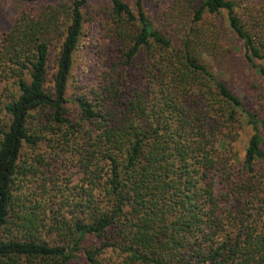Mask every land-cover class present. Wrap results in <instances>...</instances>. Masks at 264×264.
<instances>
[{
    "label": "trees",
    "instance_id": "obj_1",
    "mask_svg": "<svg viewBox=\"0 0 264 264\" xmlns=\"http://www.w3.org/2000/svg\"><path fill=\"white\" fill-rule=\"evenodd\" d=\"M22 1L32 7L0 40V76L11 74L17 86L5 104L9 122L0 121V264H264V224L250 212L255 196L235 214L221 205L230 193L256 192L257 183L236 190L228 174L241 115L252 127L246 181L264 177L256 171L264 120L203 62V49L217 46L218 37L204 40L197 28L205 14L226 11L248 62L264 77L255 61L264 58L263 41L236 2L176 0L173 21L188 27L176 42L154 26L144 0L136 9L109 0V40L120 46L100 53L105 69L95 98L71 99L73 55L90 0ZM186 10L193 17L181 25ZM46 133L60 135L84 174L72 196L52 188L39 199L21 187L38 174L24 151ZM220 181L235 184L228 196L218 193Z\"/></svg>",
    "mask_w": 264,
    "mask_h": 264
},
{
    "label": "rangeland",
    "instance_id": "obj_2",
    "mask_svg": "<svg viewBox=\"0 0 264 264\" xmlns=\"http://www.w3.org/2000/svg\"><path fill=\"white\" fill-rule=\"evenodd\" d=\"M59 1L38 0L33 5L36 7L48 6L54 5ZM124 1L136 9V0ZM193 1L191 5L196 3L195 0ZM233 1L237 4L236 12L239 17L263 41L264 46V0ZM143 4L154 26L169 35L173 41L178 42L179 37L181 38L188 27L183 28L173 21L171 12L177 13L180 10L176 5V0H144ZM30 7H32L31 4L22 0H0V40L2 36L4 37L11 30L23 10L30 9ZM111 9L109 0H90L83 8V29L78 47L73 55V66L69 79L68 96L71 99L77 94L84 93L90 96L91 99L95 98L92 90L102 82L105 69L99 58L100 53L104 49L111 51L112 48L115 49L120 46L118 39L115 44L109 40L110 21H112ZM185 16L184 20L179 22L181 25L188 23L193 17L192 15L189 16V10H186ZM197 28L198 33L202 35L204 40H212V37L207 34L218 37L217 46L211 45L203 49V62L241 98L246 110L255 113L258 118L264 120V77L248 62L242 40L237 37L229 25L227 12L222 11L217 15L205 14L203 19L198 22ZM255 61L258 65H264V58L256 59ZM8 75L10 76H0L1 125L9 122L5 104L17 91V86L14 84L15 78L11 74ZM67 108L71 116L76 115L77 107L72 103V100L67 104ZM46 116V114L38 115L39 119L44 122L47 121ZM243 116H240L238 138L234 142L233 148L229 149L230 151L228 150L226 154L231 172L228 174H230L231 180L237 185L235 187L236 190L240 186L251 185V183L254 186L257 183L256 192L245 191L249 193L248 196H244L239 191L231 194L230 190L235 184L229 185L226 181H220L216 184L217 191L220 195L225 194L226 196H228L227 192L230 193L228 199L223 198L221 200V205L224 209L230 210L234 214L240 208L246 207L247 201L252 204L251 200L254 199L255 208L253 207L250 212L256 217L254 218L259 226L262 227L264 224V177L259 175L246 181V175L250 173L244 170V160L246 147L252 134V127ZM262 137L264 150V132H262ZM61 140L59 134L46 133V137L38 143L36 148L28 147L25 149L24 158L31 160L38 169V174L30 173L23 182L21 187H24L23 191L25 194L31 196L35 194L40 199L42 196L46 198L52 191H55L58 193V197H67L72 196L73 192H76L81 187L82 181L85 179L84 174L78 172L75 156H73L71 151H68V147L66 146L65 149H62ZM256 167V171L264 175V157L257 161ZM251 175L254 176V174ZM16 188L15 186V192H17ZM52 188L54 189L51 191ZM67 207L66 205L63 206V211L67 210ZM256 210L258 211L257 213ZM66 214L68 215V212ZM90 241H92V238L87 243Z\"/></svg>",
    "mask_w": 264,
    "mask_h": 264
}]
</instances>
